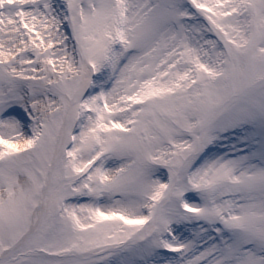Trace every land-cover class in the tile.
Masks as SVG:
<instances>
[{
	"label": "snow or ice",
	"instance_id": "1",
	"mask_svg": "<svg viewBox=\"0 0 264 264\" xmlns=\"http://www.w3.org/2000/svg\"><path fill=\"white\" fill-rule=\"evenodd\" d=\"M0 264H264V0H0Z\"/></svg>",
	"mask_w": 264,
	"mask_h": 264
}]
</instances>
